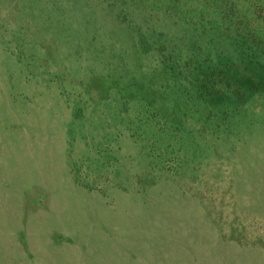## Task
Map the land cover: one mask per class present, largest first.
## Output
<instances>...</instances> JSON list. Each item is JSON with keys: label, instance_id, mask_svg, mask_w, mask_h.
Segmentation results:
<instances>
[{"label": "rangeland", "instance_id": "obj_1", "mask_svg": "<svg viewBox=\"0 0 264 264\" xmlns=\"http://www.w3.org/2000/svg\"><path fill=\"white\" fill-rule=\"evenodd\" d=\"M0 264H264V0H0Z\"/></svg>", "mask_w": 264, "mask_h": 264}]
</instances>
